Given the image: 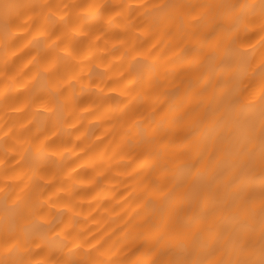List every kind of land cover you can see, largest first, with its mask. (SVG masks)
Returning <instances> with one entry per match:
<instances>
[{
    "label": "clouds",
    "instance_id": "clouds-1",
    "mask_svg": "<svg viewBox=\"0 0 264 264\" xmlns=\"http://www.w3.org/2000/svg\"><path fill=\"white\" fill-rule=\"evenodd\" d=\"M0 264H264V0H0Z\"/></svg>",
    "mask_w": 264,
    "mask_h": 264
}]
</instances>
